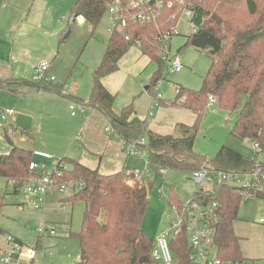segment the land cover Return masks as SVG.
I'll list each match as a JSON object with an SVG mask.
<instances>
[{
    "label": "trees",
    "instance_id": "1",
    "mask_svg": "<svg viewBox=\"0 0 264 264\" xmlns=\"http://www.w3.org/2000/svg\"><path fill=\"white\" fill-rule=\"evenodd\" d=\"M127 1V0H123ZM161 17L155 25H144L127 21L125 26L113 29L106 44L102 60L93 74L89 101L85 104L100 113L112 127L115 134L126 143L146 138L141 150L147 152L148 170L154 174L159 171L179 170L193 172L200 168L210 171L245 173L254 169L256 155L245 157L241 153L222 146L213 160H206L194 150L197 127L204 114V105L209 95L216 97L219 109L229 115L237 113L230 134L251 145L257 144L264 151V5L260 9L256 0H243L246 8L243 14L252 18L249 22H237L232 3L217 4L213 0H189V24L194 27L188 37L187 45L203 52L210 60V66L202 77L199 90H189L179 86L176 101L182 100L184 108L193 110L196 115L192 127H181L179 138L160 136L146 130L131 106L120 112L113 110L114 96L101 83V79L116 71L117 63L132 46L124 35L138 39L143 56L149 57L156 66L151 85L160 81L166 67L160 58L159 37L174 27L175 13L181 9L178 0H162ZM116 0H76L70 10V22L82 18L95 28L109 5ZM197 2V3H196ZM208 2V6H206ZM168 4H171L168 7ZM219 6L216 9L210 5ZM184 9V8H183ZM174 16V18H173ZM209 16V19L207 18ZM70 29L64 31L61 41L68 38ZM25 83V82H24ZM22 82V84H24ZM49 83L32 84L36 89L50 90L60 95L56 89L47 88ZM0 89L15 91L7 82H0ZM14 132V130H13ZM5 138L8 140L9 135ZM32 160L31 151L11 144L10 151L0 155V177L10 181L14 192L25 184L32 175L28 165ZM69 162V163H68ZM68 163L71 169L61 180L73 179L82 184V189L71 195L69 202L83 203V217L78 233L69 236L78 242L79 262L77 264H159L150 256L151 240L142 231V221L147 207V192L143 184L129 172L101 175L78 163L60 158L58 164ZM254 198L264 200V189L255 193ZM205 202L216 201L215 218L212 222V245L217 258L229 264H241L240 239L235 235L233 224L238 219V210L242 196L234 188H217L215 196L211 193ZM168 204L181 207L172 194L167 197ZM3 198L0 197V207ZM173 255V264H193L190 260V248L184 231L169 242ZM146 263H140L141 259Z\"/></svg>",
    "mask_w": 264,
    "mask_h": 264
},
{
    "label": "rangeland",
    "instance_id": "2",
    "mask_svg": "<svg viewBox=\"0 0 264 264\" xmlns=\"http://www.w3.org/2000/svg\"><path fill=\"white\" fill-rule=\"evenodd\" d=\"M178 1L181 2L179 5L182 7L175 12L178 16L175 25L179 22L176 26L178 35L171 38L170 51L171 54L180 56L182 70L172 75L163 72L162 77L164 79L159 88L154 91V94L159 93L164 97L170 96L172 99L176 96L177 91L171 88V84L189 90H199L202 85V77L210 66V60L205 53L190 45L186 46L188 37L193 33L192 25L187 20L179 21L183 8L194 3L189 0ZM213 1H216L217 4L222 3L224 6H226L225 4L229 5L227 0ZM256 2L261 9L264 0H256ZM206 6H208V2ZM217 7L219 6L213 4L209 6L211 11ZM232 7L237 9V11L231 9L235 15H225L224 17H234L239 23L252 20V18L243 15L246 8L243 0H235ZM207 18L209 19V16ZM63 22L64 26L60 32L69 28L70 34L68 40L65 41L66 46L61 51L60 59L55 65L56 70L58 68L57 76L59 78H56L57 83H61L63 92L67 94L66 98L70 97L72 90L77 86L78 94L84 101H88L91 94L93 74L102 60L107 40L113 30L112 17L106 11L99 24L93 28L85 22L80 23L78 20L70 22L69 11ZM93 65L97 66L92 68ZM24 79L33 83L35 77L30 72ZM28 88L23 86L21 90L24 93L29 90ZM214 98L216 100L215 96ZM1 100L0 97V103ZM6 102L3 99L1 104L6 107ZM10 107L18 112L23 111L24 108L28 109L29 113L36 112L32 108V99L27 93L20 97L18 103ZM204 109L203 119L197 127V137L194 142L195 152L207 161L213 160L222 146L237 151L245 157L253 155L252 145L248 141H241L230 134L237 113L229 115L226 111L219 109L217 104L210 109L207 107L206 102ZM42 114L44 116L37 120L36 129L32 130V133L34 132L37 138L41 136L46 142L53 144L57 151H62V154L55 156L54 160L45 162V173L50 174L52 164L64 156L63 153L69 148L70 143L75 141L78 144V140H75L78 131L75 124L76 119L71 117L69 106L66 108L63 105L56 106L53 114L54 119L45 116L51 115L47 112ZM22 123L25 125L23 127H27V129L33 128L32 120L27 117L22 119ZM0 124L4 125L3 122H0ZM4 133L5 130L0 129V155H5L10 151L9 145L3 139ZM55 149L53 148L52 151L54 152ZM143 152L145 158L141 161H133V164L137 165L139 170L142 169L140 171L143 185L147 192V207L142 221V231L151 240H155L161 228V231L170 232V221L176 219L175 210L172 208V206H176L168 204L167 197L173 193L180 205H185L193 193L200 191L201 187L192 181L189 172L179 170L163 171L162 173L159 171L157 174L151 171L148 172L146 170L148 168L146 165L147 152L145 149ZM244 179L243 176H238L239 183L231 180L229 186L239 189ZM203 187L211 191L213 196L216 195L217 187L214 184L209 186V184L204 183ZM65 195H67L65 192L57 188L53 189L45 196V210H34L30 206L29 198L26 196L25 185L15 193L12 185L7 184L6 179L0 177V197L3 198V205L0 207V231L25 246H31L34 251V259L31 264H77L79 262L78 242L69 234L79 232L84 207L80 201H74L72 205L61 202ZM261 219L264 220V200L254 197H242L236 221V224H238L236 227L237 233L243 238V242L246 241L243 248L245 261L241 264H264V224L260 223ZM48 226L54 228L55 235L50 237L39 236L38 229ZM23 252L26 253V250H23ZM19 263L27 264L29 261L25 256Z\"/></svg>",
    "mask_w": 264,
    "mask_h": 264
},
{
    "label": "crops",
    "instance_id": "3",
    "mask_svg": "<svg viewBox=\"0 0 264 264\" xmlns=\"http://www.w3.org/2000/svg\"><path fill=\"white\" fill-rule=\"evenodd\" d=\"M75 1L0 0V82H7L15 90L12 92L0 89L1 103L3 99L7 101L6 107L0 103V107H2L0 115L2 110H14L13 116L8 120L14 132L8 140L5 138L6 127H2L5 130L3 139L9 148L12 144L19 148H27L31 152L33 150L47 152L53 158L59 156L62 151H57L53 144L46 142L41 136L37 138L34 132L32 133V130L36 129L37 120L42 118L44 116L42 113L45 112L51 114L45 116L54 119L53 114L58 105H63L66 108L72 102L85 105L89 101V99L88 101L82 99L78 94L77 86L72 90L70 97L66 98L67 94L63 92L61 83H57L56 79L59 77L57 76L58 68L56 70L55 65L60 59L62 49L66 46L65 41L68 40L67 38L61 41L64 31L60 32V30L64 26V17L71 10ZM76 20L80 23L85 22L82 18ZM41 62H48V72L55 77V81L49 83L47 88L58 90L61 92L60 95L50 90L36 89L32 85L36 83H34L35 80L30 83L24 79L30 72L34 76V70ZM95 66L97 65H93L92 68ZM155 70L156 66L149 57L143 56L136 46H130L118 61L116 71L104 76L101 83L106 91L114 96L113 110L115 112H120L123 108L131 106L136 117L145 124L147 131L160 136L179 138L183 133L181 127L194 125L195 112L184 108L181 100H175L176 96L173 99L170 96L156 98L159 93L154 94L155 89L151 85ZM22 82L25 83L22 84ZM171 85L173 90H175L173 86L179 87L176 84ZM23 86L29 87V90L24 93H27L32 99V108L36 110L35 113H29L26 108L18 112L10 107L18 103L24 94L21 90ZM89 109L83 113L78 112L74 116L70 111L71 117L76 119L75 124L78 132L75 140H78V144L75 141L70 143L61 158L78 163L90 170H96L101 175H112L118 172L130 173L139 170L133 161H141L145 158L143 150H140V156L127 155L126 142L116 134L106 133L104 131L108 124L106 119L94 109ZM24 117L32 120V129L23 127L25 126L22 123ZM39 131L40 129L37 132L39 133ZM34 159L32 158V160ZM35 160L41 162V160ZM130 161H132L131 165ZM146 170L149 172L148 168ZM6 183L12 185L10 181L6 180ZM65 193L67 195L61 199V202L72 205V202L67 200L71 194ZM63 210L65 209L63 208ZM237 225L235 222L233 229L235 235L240 239L243 256L244 242L246 241L243 242V238L238 235ZM161 230L158 234L162 232Z\"/></svg>",
    "mask_w": 264,
    "mask_h": 264
},
{
    "label": "built area",
    "instance_id": "4",
    "mask_svg": "<svg viewBox=\"0 0 264 264\" xmlns=\"http://www.w3.org/2000/svg\"><path fill=\"white\" fill-rule=\"evenodd\" d=\"M179 3H181L179 1ZM162 0H116L114 4H111L107 8V12L112 17L113 29L122 28L127 21L144 24L155 25L161 17L163 9ZM171 4H168L170 7ZM189 7H184L179 21L190 19ZM174 18V16H173ZM179 23V22H178ZM177 23V24H178ZM177 24L172 27L165 34L156 37L157 42L161 45L160 58L164 62L166 67V74L172 75L182 70L181 58L178 54H171L170 40L173 36L178 35L176 29ZM194 31V27L192 26ZM126 42H130L132 46L140 48V42L138 39H131L129 36L124 35ZM48 62L39 63L34 70V77L36 83H53L55 77L49 74ZM161 84V80L156 82L154 89L157 90ZM176 91L179 87L173 86ZM160 94H157L156 98L159 99ZM216 103L213 95H209L207 98V107L212 108ZM90 108V109H89ZM69 109L71 115L76 113H83L86 110H91L84 104L70 103ZM14 112L11 109L2 110L0 119L1 122L6 124V131L9 136L13 134V127L8 120L13 116ZM4 125L0 124V128ZM104 131L108 134H115L112 127L107 124ZM146 143L144 138L133 142L126 143V153L129 156H140V147H143ZM253 154L256 155L254 160V169L250 172L238 173V172H225L208 170L200 168L191 172L192 181L199 187L200 191H195L191 198L185 205L181 207L172 208L175 210L176 219L170 221L171 231L160 232L154 240L153 246L150 249L151 258L159 264H173V255L169 246V242L177 238L182 231H184L187 238L188 246L190 248V260L193 264H229L220 261L216 254L215 248L212 245V222L215 218V209L218 207L216 201L211 203L205 202V197L208 193H211L207 188L203 187V184H214L217 188L229 186L231 180L236 181L238 176H243L245 179L241 183V188H234L240 192L241 196L254 197L255 193H261L264 189V151L259 148L257 144H252ZM32 158L41 160L37 162L35 159L31 160L28 165V170L32 174L25 182V192L30 201V206L34 210H45V196L49 191L53 189H59L63 192H68L71 195L77 193L82 189V184L69 179L61 180V176L71 169L70 164L61 163L55 161L52 164L50 174L45 173V162L52 161L54 158L38 150L31 152ZM162 172V171H161ZM132 173L139 181L140 184H144L142 180V174L139 170H134ZM212 195V194H211ZM213 196V195H212ZM260 222L264 224V220ZM39 236H54L55 230L53 227L48 226L46 228L38 229ZM26 250V253L23 252ZM27 257L29 263L34 259V251L30 245H23L17 240L13 239L8 234L0 231V264H20L22 258Z\"/></svg>",
    "mask_w": 264,
    "mask_h": 264
},
{
    "label": "water",
    "instance_id": "5",
    "mask_svg": "<svg viewBox=\"0 0 264 264\" xmlns=\"http://www.w3.org/2000/svg\"><path fill=\"white\" fill-rule=\"evenodd\" d=\"M148 260L145 258V259H141L140 260V263H146Z\"/></svg>",
    "mask_w": 264,
    "mask_h": 264
}]
</instances>
